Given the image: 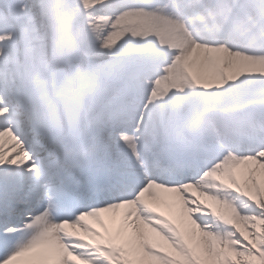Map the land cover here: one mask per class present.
<instances>
[{
    "label": "snow or ice",
    "instance_id": "6c2138e0",
    "mask_svg": "<svg viewBox=\"0 0 264 264\" xmlns=\"http://www.w3.org/2000/svg\"><path fill=\"white\" fill-rule=\"evenodd\" d=\"M93 8L0 0V264H264V0ZM120 209L130 248L86 222Z\"/></svg>",
    "mask_w": 264,
    "mask_h": 264
},
{
    "label": "bare ground",
    "instance_id": "6f19581e",
    "mask_svg": "<svg viewBox=\"0 0 264 264\" xmlns=\"http://www.w3.org/2000/svg\"><path fill=\"white\" fill-rule=\"evenodd\" d=\"M93 3H94L93 10L95 11L96 14L97 13H103L104 15L108 16V19L112 18L113 13H114V0H93ZM104 19H105L104 17L101 18V16H99L98 14L95 15L96 23L101 28H103L105 26V24L103 23ZM107 25H109V23H107ZM206 72H208L207 69H206ZM249 167L254 168L256 166L255 165H246L240 171V168H241V165H240L233 170L238 182L241 184L242 187L247 186L249 183L248 174H247V169ZM258 179H260L259 173H258ZM156 191H157V195L159 197L158 200L153 201V204L156 207V210L161 212L163 215L167 216L174 223H177L178 226L183 227V223L181 220H183V218H187V217L186 216L182 217V204H181L179 198L176 197L175 194H173V196L175 198H174V200H170V205H169L170 211H169V213H167L166 209L164 207V203H163V201H167L166 196H165V192H161L159 190H156ZM124 212H125L124 209H120V210H117V211L111 212V213H103V214H101V217L99 218V220L89 218L86 222L91 224L94 228H96L97 231L101 230L103 227L106 228L107 230L111 229L112 227H116L118 229V233H114L112 235V237L115 240H118L121 243H123L125 246L128 245V247L130 248L131 246L129 245L128 241L126 239H124V237L128 236L132 230L124 222ZM103 232H105V231H103ZM192 243H193V245H195V244H197V241L193 240ZM165 247H167V245ZM29 255H31V254H29ZM19 264H26V258H21Z\"/></svg>",
    "mask_w": 264,
    "mask_h": 264
},
{
    "label": "rangeland",
    "instance_id": "374dc122",
    "mask_svg": "<svg viewBox=\"0 0 264 264\" xmlns=\"http://www.w3.org/2000/svg\"><path fill=\"white\" fill-rule=\"evenodd\" d=\"M103 12V11H102ZM99 16L104 17L105 19L103 20V23L105 24V26L103 27L104 30H109L112 28V18L108 19L107 15H104L103 13H97ZM96 14V15H97ZM105 21V22H104ZM107 23H109V25H107ZM151 24L150 21L148 20L147 17H145L144 15H129L127 17H125L120 25V29L118 30L119 32H124L127 30H136V31H147L150 28ZM208 70V74L211 73V69H207ZM206 71V69H205ZM245 167V165H243ZM242 170V169H241ZM240 170V171H241ZM182 223H186L187 222V218H183V220H181ZM103 231H105L106 233H108V230L106 228L102 229ZM118 231V229L116 227H112L109 230V233H116ZM108 233V234H109ZM106 234V235H108ZM109 236V235H108ZM161 243H163L161 241ZM166 246V245H165Z\"/></svg>",
    "mask_w": 264,
    "mask_h": 264
}]
</instances>
